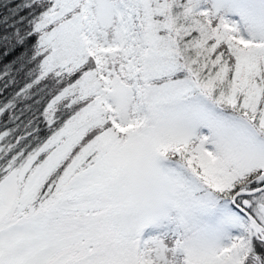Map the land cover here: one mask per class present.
<instances>
[{
    "label": "snow or ice",
    "instance_id": "1",
    "mask_svg": "<svg viewBox=\"0 0 264 264\" xmlns=\"http://www.w3.org/2000/svg\"><path fill=\"white\" fill-rule=\"evenodd\" d=\"M0 264H264V0H0Z\"/></svg>",
    "mask_w": 264,
    "mask_h": 264
}]
</instances>
